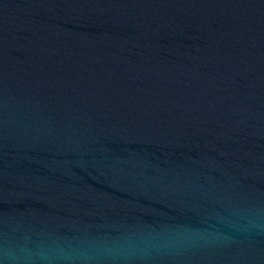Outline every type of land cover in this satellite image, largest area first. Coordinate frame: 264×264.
Listing matches in <instances>:
<instances>
[{
    "label": "water",
    "instance_id": "water-1",
    "mask_svg": "<svg viewBox=\"0 0 264 264\" xmlns=\"http://www.w3.org/2000/svg\"><path fill=\"white\" fill-rule=\"evenodd\" d=\"M0 264H264V0H0Z\"/></svg>",
    "mask_w": 264,
    "mask_h": 264
}]
</instances>
